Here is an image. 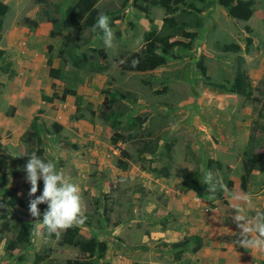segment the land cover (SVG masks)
Wrapping results in <instances>:
<instances>
[{
  "label": "rangeland",
  "instance_id": "1",
  "mask_svg": "<svg viewBox=\"0 0 264 264\" xmlns=\"http://www.w3.org/2000/svg\"><path fill=\"white\" fill-rule=\"evenodd\" d=\"M0 1L7 6L0 50L8 55L17 77L10 79L0 72V202L5 204L0 209L7 213H0V264H66L85 257L77 248L60 247L55 236L35 235L47 204L39 219L30 215L29 201L39 192L28 195L31 185L21 160L37 149H42L40 159L52 161L57 171L79 187L87 216L85 224L78 226L79 234L107 246L98 264L264 262V252L234 245L238 229L232 219L237 208L249 218L264 213L263 0H254L255 11L247 22L230 19L219 7L205 16L208 6L198 4L204 20L192 49L178 50V59L143 73L121 70L120 65L140 51L145 31H160L161 8L142 13L131 6V0L124 8L123 0H98L95 8L110 18L115 33L114 46L108 48L102 30L84 29L80 23L75 28L64 25L76 0ZM45 17L58 20L68 40L42 31L46 23L52 28L50 22H40ZM247 37L251 43L245 51ZM232 42L241 51L223 52L221 46ZM70 45L78 47L77 55L74 48L70 50L78 66L66 54ZM80 54L85 56L84 67H79ZM48 57L60 71L57 80L47 75ZM200 61L216 84L233 79L241 70L251 95L247 98L208 86L196 66ZM5 65L6 61H0V67ZM6 85L7 89L12 85L13 99L5 96ZM64 90L75 94L65 95ZM101 90L127 98L113 104V110L128 111L118 129L123 140L116 145L103 119ZM54 93L58 99L52 103L42 100V95ZM253 97L259 101L253 102ZM135 117L142 123L133 122ZM33 118H38L40 145L34 138H25ZM53 123L62 127L57 134ZM121 151L127 153L126 170L116 167ZM254 156L258 163L243 192L242 163ZM208 160L220 164L219 169L213 165L212 172L227 191H218L214 197L206 191L199 201L182 188L181 174L184 169L197 171L204 182ZM161 168L166 169V176L157 172ZM4 188H15L25 207L10 208ZM237 193L249 194L251 203L233 199ZM22 223L28 224L29 242L7 253L5 246ZM175 225L181 228L177 235L164 231ZM186 234L193 237L190 244L172 245L181 244ZM199 242L201 247L194 252Z\"/></svg>",
  "mask_w": 264,
  "mask_h": 264
},
{
  "label": "trees",
  "instance_id": "2",
  "mask_svg": "<svg viewBox=\"0 0 264 264\" xmlns=\"http://www.w3.org/2000/svg\"><path fill=\"white\" fill-rule=\"evenodd\" d=\"M41 1V0H38ZM98 0H76L69 10L66 21L63 22L66 27L75 28L81 25L82 28H88L93 31V26L97 23L98 15L101 13L98 9L95 8V4ZM129 0H123L122 7L126 6V3ZM263 12H264V0H263ZM208 6V11L204 14L205 16L209 15L211 8H214L218 5L222 8L226 15L232 19L241 22H247L253 16L255 11L254 0H131V6L134 9L139 10L142 13H147L149 8L158 7L163 11V17L161 19V28L159 32L151 29L145 31L142 35L143 44L141 50L138 53H133L130 57L126 59L124 63L120 65L121 70L128 72H150L155 70L158 67L165 66L169 59H178L179 57L175 54L176 51L180 50L182 52H188L192 49L194 41L198 37V33L203 26L204 16L202 8H199L197 5ZM7 12V6L0 1V31L2 30V25L4 21L5 14ZM41 22H50L52 29L49 32L51 38L54 37H64L68 40V36H62L61 28L59 26V21L56 19H44L40 20ZM100 30L97 28L95 31ZM245 32L250 34L252 31L248 26L244 28ZM251 43V38L247 37L245 39L246 51ZM75 49L74 53L77 55L78 47L76 45L67 46L66 54L70 55V50ZM223 52L236 53L240 52L241 49L236 43H227L221 46ZM75 55V56H76ZM81 58L79 67H84L86 61L85 56L80 54ZM73 60L72 56L70 55ZM8 55L4 50H0V61L5 62L6 65L0 67V72L7 75L11 78L14 76V71L10 68V63L7 62ZM133 61H138V63L133 66ZM76 66L77 62L73 60ZM51 59L47 58L46 67L47 75L52 80H57L60 75L59 69L53 68L51 66ZM200 70L201 75L208 84V86L218 88L220 91L225 93H230L238 96L249 97L251 94L249 92V85L244 73L241 70H237L233 79H226L220 84H216L207 76L206 68L203 66L202 62L196 64ZM51 89L54 88L52 83L50 86ZM103 95L102 104L105 107L106 114L103 116L104 121L108 123L110 129L112 130L111 143L116 145L120 140H123V137L118 133V129L121 125V119L128 112L126 110H113L115 104L118 100H126L125 95L117 93L116 91L101 90ZM63 94L65 95H74L75 93L70 90H64ZM129 97V96H128ZM55 99H58L56 93L53 96H44L42 95V100L48 103H52ZM253 102H258L257 98H252ZM117 111V112H115ZM14 112V108H10L9 114L11 115ZM38 118H33L29 124V132L25 134L26 139L34 138V143L40 145L42 142L40 136V129L38 126ZM133 122L142 123V120L139 117H135ZM54 133H59L62 127L53 123L51 125ZM36 155L40 157L42 149H37ZM121 158L116 160V167L120 170H126L127 165V153L124 151L120 152ZM29 156H24L21 160V164L26 165ZM258 158L257 156L249 157L242 163L243 174L240 177V188L243 192L246 191V184L248 178L251 174V171L257 165ZM215 166L216 169L220 168L218 162L213 160H208L205 164L207 170L212 171V166ZM154 170V169H153ZM157 171V170H154ZM159 174L166 176V169L161 168L157 171ZM15 175V174H13ZM5 183V180H2ZM231 185V184H230ZM181 186L183 189L194 192L197 196H203L206 193L207 186L202 182L200 175L197 171L192 170H183L181 174ZM43 191V180L38 181V196L42 194ZM3 193L7 199V204L10 208L13 207H24L25 203L17 197V192L15 188H4ZM40 212L44 211L43 204L40 205ZM0 213L7 215L6 211L0 209ZM4 215V216H5ZM54 236V235H53ZM52 236V237H53ZM30 233L28 224L22 223L18 230L16 237L11 240L5 246V251L10 253L15 250L19 245H24L29 242ZM191 241V238L185 239L181 244H175V246H186ZM58 245L60 247L68 246L77 248L81 254L85 257L83 259H74L67 260L66 264H98L101 259L105 256L107 252V246L104 242H100L95 238L85 240L81 238L79 234L78 227H72L67 231L63 232L58 239ZM199 244H197L193 251L199 249ZM261 264H264L262 262Z\"/></svg>",
  "mask_w": 264,
  "mask_h": 264
},
{
  "label": "clouds",
  "instance_id": "3",
  "mask_svg": "<svg viewBox=\"0 0 264 264\" xmlns=\"http://www.w3.org/2000/svg\"><path fill=\"white\" fill-rule=\"evenodd\" d=\"M215 7L219 6L216 5ZM109 21L110 18L107 15L100 13L98 15L97 23L93 26V31L97 28L102 30L105 46L112 48L114 46L113 41L115 39V33L110 27ZM141 39L143 41V38ZM137 63L138 61H133V66ZM24 170L27 173L26 179L31 185L28 193L30 197L35 196L38 191V181L41 179L43 180L42 194L31 199L28 206L30 215L33 218L39 219L41 212L37 205L47 204V209L43 213L42 222L37 225L35 231L37 237L50 238L54 235L56 239H59L61 234L68 229L85 224L87 216L84 214L85 205L79 187L70 182V178L66 177L62 171H57L56 165L52 161L45 162L33 152L27 160ZM204 182L207 185L206 190L212 194L213 197L218 191H227V186L217 179L211 170L205 173ZM203 196L196 195V198L200 201ZM233 199L249 204L251 203L250 196L247 193L233 194ZM3 207H5V204L0 202V208ZM240 211L241 209L239 208L235 209L236 214L232 218L238 229L234 245L243 248H253L257 251L264 252V213H257L255 217L249 218L246 215L239 214ZM171 227L172 230L166 229L164 231L175 232V228H178L179 226L175 225ZM253 233L255 236H253ZM187 238H191V240L193 239L192 236L186 234L181 242ZM172 243V245L175 246L174 242ZM190 243L191 241L189 244ZM197 244L201 247L200 242Z\"/></svg>",
  "mask_w": 264,
  "mask_h": 264
},
{
  "label": "crops",
  "instance_id": "4",
  "mask_svg": "<svg viewBox=\"0 0 264 264\" xmlns=\"http://www.w3.org/2000/svg\"><path fill=\"white\" fill-rule=\"evenodd\" d=\"M42 29V28H41ZM42 31H44V32H46L47 34H49V31H50V26H48L47 25V23L44 25V28L42 29ZM15 73V72H14ZM7 76V75H6ZM11 78H17V77H15V75L13 76V77H11ZM10 78V79H11ZM10 83H12L13 84V82H10ZM8 86H10L11 88L10 89H7V85H6V87H5V89L3 90L4 92L6 91V93H5V96L6 95H8L10 98H12L13 99V97L15 96L14 94H12V89H13V87H12V85H8ZM175 232H172V231H170V233H172V235H177V233L179 232V231H181V228H175ZM177 237V236H176Z\"/></svg>",
  "mask_w": 264,
  "mask_h": 264
}]
</instances>
